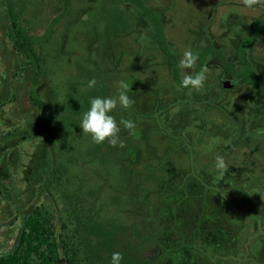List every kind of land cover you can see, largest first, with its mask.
Instances as JSON below:
<instances>
[{
	"label": "rangeland",
	"instance_id": "rangeland-1",
	"mask_svg": "<svg viewBox=\"0 0 264 264\" xmlns=\"http://www.w3.org/2000/svg\"><path fill=\"white\" fill-rule=\"evenodd\" d=\"M2 1L13 8L21 34L40 41L33 45L40 61L36 91L53 113L45 130L36 131L44 114L30 98L32 70L13 50ZM120 1L68 0L64 9L65 0H0V140L19 134L0 147V183L9 194L0 193V256L13 249L22 218L36 210L58 241L61 264L72 258V264H110L113 252L123 254L121 264H158L151 233L166 222L156 216L149 231L140 196L172 175L211 182L215 192L207 202L233 226L224 222L229 238L208 243L214 253L186 260L167 254L159 264H264V109L249 116L259 93L241 82L250 68L239 74L243 54L264 79V27L246 51L237 50L255 29L264 0H143L158 18L180 80L204 61L205 86L188 94L172 80L155 43V20ZM209 47L231 68L205 56ZM188 48L199 59L182 70ZM93 78L97 86L88 88ZM121 80L131 85L134 104L113 115L134 120L136 128L121 127L123 147L95 144L81 131L80 115L90 97L115 95ZM217 155L229 166L220 179ZM31 264H41L37 255Z\"/></svg>",
	"mask_w": 264,
	"mask_h": 264
},
{
	"label": "trees",
	"instance_id": "trees-1",
	"mask_svg": "<svg viewBox=\"0 0 264 264\" xmlns=\"http://www.w3.org/2000/svg\"><path fill=\"white\" fill-rule=\"evenodd\" d=\"M120 2L135 4V6L143 12V14L149 16V19L155 20L157 35L155 43H157L156 45L160 48V50H163V53L167 58L168 65L171 67L170 76L172 80L180 86L183 94H188L189 89L181 86L176 58L166 47L167 44L164 40L163 31L158 23L157 16H155L152 11L146 7L143 0H121ZM2 3L5 28L7 36L12 43L13 50L21 54L28 61L29 68L32 70L30 98L44 114L43 122L41 126H39V129H36V131H40L42 129L45 130V128L50 125L53 120V113L51 109H49V107L39 99L36 91L40 75V61L36 52L33 50V45L39 43L40 41L32 35L21 34L16 24L13 8L9 5H5L4 1H2ZM65 7L68 8V0H65L64 9ZM262 7L263 12L261 17L259 16L260 18L256 19L257 22L254 24V26H256L254 27L255 29H253L251 33H248L244 37L245 39L243 38L240 41L237 48L238 52L240 49L246 51V48H249L255 38L261 33L256 28L264 27V5ZM64 14L66 13L64 12L58 16L54 22H56L57 19H61ZM252 35H255V37ZM249 36H251L252 39L246 38ZM204 55L214 56L220 63L224 64L223 66L231 68L224 56L211 47L206 50ZM242 56V60L243 62L245 61V64H243V62L241 63L243 68L241 67L239 74L240 72L247 70V68L250 69L248 73L249 79H245L241 82L246 83L247 86L250 87V92H252L253 96L259 93L257 97H259L260 102L255 103L253 100L252 105L255 109L249 111V116H253L257 111V108L261 110L264 109V79H261L257 73H255L251 67V63L249 62V64L247 62L243 54ZM203 64V60H201V64L198 62L194 73L199 72L202 69ZM235 74H238V70L233 69L231 74L233 78ZM26 134L29 133L27 132ZM7 135L0 140V147L9 138L19 136V134L11 133H8ZM25 136L26 135L20 136V139H25ZM182 180L183 179L180 180L177 177H172V175L168 176L167 180L163 182L164 184L160 185V188L159 186H156L153 191H147L148 194H142V196H140V198H142L141 205L145 210V214L142 216L144 221H147L148 230L150 231V229L154 228L153 223L155 218H157L156 216L162 217L163 223L166 222V225L162 230L156 233L152 232L153 234L151 233V243H156L160 247L159 250L161 252V260L158 264L162 263L163 260H167V254H172V256L176 253L182 254L181 259L186 260L187 258H192V255L196 253H214V250L209 252L208 243L210 244L212 241L216 242V240H220L221 238H229L227 235L230 232L225 229V227L223 228L225 221L221 219L219 209L214 204L209 203V205L207 202V199L209 201L211 194L215 190L209 186L211 182H208L207 184V181L203 182V180H199L195 176L194 178L187 176L183 182ZM0 193L5 194L6 199L9 198L8 191H6V188L1 183ZM154 198H156L157 201H154ZM226 222L228 225H231V221ZM171 228H173V232H171ZM259 231L260 230H257V233H259ZM260 233L258 236H260ZM58 248V241L56 237H54L50 225H48L46 219H44L41 214L34 210L22 218L21 231L18 233L13 249L0 256V264H31L33 254L37 255L41 264H61L57 254ZM65 255L69 256V250L66 248ZM72 261L73 258L70 259L69 264H72Z\"/></svg>",
	"mask_w": 264,
	"mask_h": 264
},
{
	"label": "clouds",
	"instance_id": "clouds-1",
	"mask_svg": "<svg viewBox=\"0 0 264 264\" xmlns=\"http://www.w3.org/2000/svg\"><path fill=\"white\" fill-rule=\"evenodd\" d=\"M198 59L197 53H194L190 48L185 49L182 58L179 60V67L182 70L190 69ZM206 73V68L194 74L185 73L181 86L192 90L204 88L207 80ZM97 83L98 81L93 78L87 82V86L94 88ZM130 88L131 85L128 82L121 80L115 95H96L89 98L87 110L81 113L78 125L93 143L103 144L107 141L112 147H123L124 141L120 137L121 127L130 132L135 130L136 123L134 120L127 118L117 120L116 116L113 115L118 106L121 109H129L134 104V100L129 96ZM228 167L225 158L217 155L215 169L218 179L225 175ZM123 259L121 252H113L110 257V264H121Z\"/></svg>",
	"mask_w": 264,
	"mask_h": 264
},
{
	"label": "water",
	"instance_id": "water-1",
	"mask_svg": "<svg viewBox=\"0 0 264 264\" xmlns=\"http://www.w3.org/2000/svg\"><path fill=\"white\" fill-rule=\"evenodd\" d=\"M224 87H228V85L225 83L224 85H223Z\"/></svg>",
	"mask_w": 264,
	"mask_h": 264
}]
</instances>
